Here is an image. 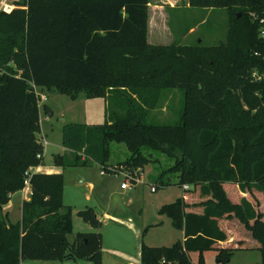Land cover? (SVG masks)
Segmentation results:
<instances>
[{
  "label": "trees",
  "instance_id": "1",
  "mask_svg": "<svg viewBox=\"0 0 264 264\" xmlns=\"http://www.w3.org/2000/svg\"><path fill=\"white\" fill-rule=\"evenodd\" d=\"M187 2L227 8L225 42L150 43L151 0H19L10 13L0 11V264L25 259L102 264L101 232L68 239L74 208L64 204L63 173L30 171L42 164L45 151L37 138L35 87L72 99L105 98L124 111L99 124H65L63 143L70 152L56 155L57 164L83 168L97 162L104 173L132 170L138 177L152 160L143 152L150 148L174 160L166 172L177 173L179 185L198 191L195 196L186 190L161 207L185 238L171 246L143 243L141 264H208V251L228 264L236 250L254 249L264 264V211L256 196L264 195V0ZM254 71L263 77L254 79ZM176 88L184 91L176 124L148 121L147 110L130 94L153 107L162 90ZM114 142L125 143L131 155L112 165ZM27 180L30 198L12 222L4 207ZM160 183L170 184L162 176ZM226 183L237 184L255 203L246 197L234 201ZM77 215L94 228L102 225L91 206ZM222 219L238 221L231 233L243 238L230 239Z\"/></svg>",
  "mask_w": 264,
  "mask_h": 264
},
{
  "label": "rangeland",
  "instance_id": "2",
  "mask_svg": "<svg viewBox=\"0 0 264 264\" xmlns=\"http://www.w3.org/2000/svg\"><path fill=\"white\" fill-rule=\"evenodd\" d=\"M166 0H151L150 23L148 40L152 44H171L173 41L182 44L203 43L204 45H216L225 42L228 36L231 15L227 8H198L186 7L188 0H180L179 8L173 10ZM168 1V0H167ZM163 6L161 10L158 6ZM195 28L188 33L185 30ZM260 36L264 38V26L260 29ZM254 79H261L263 75L253 72ZM39 96L41 115L48 116L43 127L49 134L52 144L47 147L46 159L50 160L52 152L58 149L55 143H61L62 126L72 122H89V125L103 123L105 100L101 98L88 99L84 95L72 99L68 95L60 94L56 90L35 87ZM130 92V91H129ZM135 99L140 100V106L147 110V119L159 124H176L180 121V115L184 107V91L180 88L164 89L156 106H148L142 102L137 93L130 92ZM49 106L54 113L50 115ZM122 107L110 101L105 106V117L114 119L124 114ZM49 114V115H48ZM91 123V124H90ZM39 137L40 134H39ZM48 138V137H47ZM112 154L109 164L126 161L131 152L125 143L114 142L111 144ZM146 156L151 157V162L143 168L142 177L135 179L132 170L128 171L129 177L123 173L102 174V166L97 162L84 167L86 181L80 183L79 175L75 169L68 168L64 177V204L71 205L74 209L93 207L100 212L122 218L130 223L142 226L145 229L144 241L151 246H171L180 236L171 218L160 212L164 204L172 203L186 191L183 185L178 184V174L166 172L173 165L174 160L166 154L144 148ZM168 185H161L160 179ZM128 180L129 186L121 188V183ZM190 186V184H187ZM155 187V190L152 188ZM192 191V190H191ZM119 199H118V198ZM20 193L12 196V206L9 211L13 220L21 217V207L18 205ZM75 221H83L77 214ZM78 219V220H77ZM104 225L100 232L104 231L108 241L116 242L114 235L116 221L103 220ZM83 223V222H82ZM78 227V225H77ZM73 240V236H71ZM196 259L195 254H192ZM33 264H42L48 261L28 260ZM216 257L209 259L210 264H216ZM262 255L257 249L252 251H235L233 258L228 264H261ZM80 264H95L89 260H79ZM75 264V263H72Z\"/></svg>",
  "mask_w": 264,
  "mask_h": 264
},
{
  "label": "crops",
  "instance_id": "3",
  "mask_svg": "<svg viewBox=\"0 0 264 264\" xmlns=\"http://www.w3.org/2000/svg\"><path fill=\"white\" fill-rule=\"evenodd\" d=\"M162 1V0H161ZM164 3H170V10L173 9H177L180 6H178L180 0H166L163 1ZM158 6V9L161 10L163 8V6ZM186 7H189V5L187 4ZM195 28V26L193 28H191L189 31L193 30ZM84 95V94H81ZM81 95L79 97H81ZM78 97V98H79ZM96 99V98H95ZM103 100H105V105H104V119H106L105 117V106L107 104V100L105 98H101ZM49 107V106H48ZM49 114L52 115L54 113L53 109L51 107H49ZM48 114V115H49ZM48 121V116L41 115V110H40V123H41V130L40 132L37 134V138L39 139L40 142H42L45 146V151H44V157H43V162L41 165L37 166V167H32L30 169V171L32 173H36V172H42V173H63L64 177H65V173L68 171V168H73V167H64L60 164H57L55 162V156L56 155H63L65 153L70 152V150L64 145L63 143V126H62V139H61V143H55L56 147H57V151L56 152H52V158L50 160L46 159V154L48 152L47 147L50 146L52 144V142L49 139V134L47 133L46 129L43 127L44 122ZM109 121H111V119L108 118ZM72 123H82V124H89V122H72ZM91 124V123H90ZM39 134L41 137H39ZM48 137V138H47ZM84 168V167H83ZM83 168H73L75 169L76 173H77V169H81L83 171ZM143 169L139 170V176L138 178L142 177V172ZM102 172V170H101ZM122 172V171H121ZM120 172V173H121ZM78 174V173H77ZM85 180L83 182L80 183H84L86 181V176L85 173L83 171ZM102 174H107V173H102ZM79 181V180H78ZM64 186H65V182H64ZM226 189L228 190V193L230 195V197L234 200V201H240L243 197L248 198L249 200H251L252 202H254L255 200L251 197V195H249L248 193L242 192L239 189V186L237 184H231V183H226L225 184ZM122 188V187H121ZM126 189V188H125ZM184 190H193L195 191L194 195L197 196L198 195V191L194 190L193 186H190L188 189ZM16 193H20V199L18 202V205H20L21 207V216H22V203L24 200H28L30 198L31 195V186L30 183L26 184V187L21 190L18 191ZM14 193V194H16ZM12 194V196L14 195ZM185 193H183L182 196H184ZM12 196H11V200L10 202L4 207L5 211L9 213V211L11 210L12 206ZM257 198L260 201V205L259 208L264 211V195L263 194H259L256 193ZM118 198V197H117ZM119 199V198H118ZM63 200H64V193H63ZM255 203V202H254ZM12 206V207H11ZM73 207V206H72ZM79 210V209H78ZM76 209H74V214H77ZM193 209H190L189 211H191ZM196 210V209H195ZM99 219L102 221V225L100 228H94L93 226H91L89 223L85 222L84 220L81 221H75V215H73V232L71 234H69L68 239L70 241V243H73L76 241V237H77V233L78 232H95V231H99L100 229H102L103 225H104V221L103 220H113L116 221L117 226L115 227V231H114V235L116 238V242H111L108 241V239L106 238V234L104 231H102V236H103V246H102V264H141V251H142V245L143 243H145L144 241V234H145V229L143 230L142 226H138L134 223H130L122 218L113 216L111 214L105 213L104 215H101L100 212H98L97 210H95ZM198 212H200V210H196ZM9 218L12 222H16L17 220H13L10 216L9 213ZM81 219V218H80ZM78 220V219H77ZM82 220V219H81ZM238 224V221L236 220H228V219H222L220 220V226L222 229H224L229 238L233 239V238H243V236L240 233L236 232V236L238 234V236H234L235 233H231V230L233 229V227L231 225H236ZM78 225V227H77ZM179 230V229H177ZM180 232V236H177V240H183L185 238V234H184V230H179ZM71 236H73V240L71 239ZM176 240V241H177ZM259 250V249H257ZM236 251H252V250H236ZM260 251V250H259ZM205 258H206V262L208 264H210L208 261L209 259H214L216 257V252L215 251H208L205 252ZM197 255V254H195ZM30 259H25L22 261V264H33L30 263V261H28ZM44 261H48L42 264H80L79 260H56V261H49V260H44ZM216 264H219V262L216 259ZM262 262V261H261Z\"/></svg>",
  "mask_w": 264,
  "mask_h": 264
},
{
  "label": "built area",
  "instance_id": "4",
  "mask_svg": "<svg viewBox=\"0 0 264 264\" xmlns=\"http://www.w3.org/2000/svg\"><path fill=\"white\" fill-rule=\"evenodd\" d=\"M17 1L19 0H0V11H4L6 13H10L14 8H16L18 5H17ZM262 26H264V19H262ZM41 157V155H39ZM121 172V171H120ZM120 172H116L117 173H120ZM102 173H104V171L102 170ZM121 173H123L125 175V177H129L130 174L128 173V171H122ZM131 177V176H130ZM132 178H135V179H138V177H133ZM29 184V180L26 181V184ZM129 186V182L128 180H124L122 183H121V187L123 189L125 188H128ZM184 188L185 189H188L189 188V185L185 184L184 185ZM156 188L153 187L152 190H155Z\"/></svg>",
  "mask_w": 264,
  "mask_h": 264
},
{
  "label": "water",
  "instance_id": "5",
  "mask_svg": "<svg viewBox=\"0 0 264 264\" xmlns=\"http://www.w3.org/2000/svg\"><path fill=\"white\" fill-rule=\"evenodd\" d=\"M77 173L79 175V182H83L85 180V177H84V174H83V171L81 169H77Z\"/></svg>",
  "mask_w": 264,
  "mask_h": 264
}]
</instances>
